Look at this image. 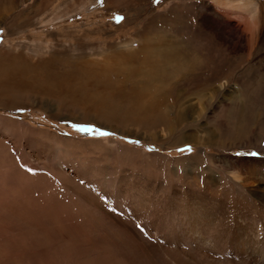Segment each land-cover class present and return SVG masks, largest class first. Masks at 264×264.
Segmentation results:
<instances>
[{"label": "rangeland", "instance_id": "374dc122", "mask_svg": "<svg viewBox=\"0 0 264 264\" xmlns=\"http://www.w3.org/2000/svg\"><path fill=\"white\" fill-rule=\"evenodd\" d=\"M0 29L1 73L30 82L0 84V264H264V0H0ZM148 37L201 61L165 84L172 130L35 88L48 65L128 80Z\"/></svg>", "mask_w": 264, "mask_h": 264}, {"label": "bare ground", "instance_id": "6f19581e", "mask_svg": "<svg viewBox=\"0 0 264 264\" xmlns=\"http://www.w3.org/2000/svg\"><path fill=\"white\" fill-rule=\"evenodd\" d=\"M9 4H12V2H10ZM11 8L12 7H8L6 5V11H9ZM207 11H209V9ZM218 15L224 16L223 13H219V12ZM149 39L150 38L148 37L147 42L143 43V45L138 50H134L133 52H130L128 54L126 53L120 54L117 61L124 64L123 65L124 67L121 68L119 67L120 65L118 66L116 64L115 66L117 71L129 70L128 80L127 78H122L119 76L118 79L115 80L114 84H107L104 79L105 78L108 79L109 74L106 75V72L104 73L106 68H101L96 62L93 63V65L95 66L92 67L89 66V68H82L83 67L82 65L80 68H77L75 71L74 69L66 70L65 72L55 71L51 74L46 73L47 68H49L51 65H48V67H46L47 65H45L46 69L44 71V74L49 77H42L39 79L38 75L40 72L36 73L33 71L34 73H36L35 76L32 75L34 74L32 70H31L32 76L30 75L28 76L31 79H33V77L35 76L33 81L34 84H36L35 85L36 89L48 88L45 94L50 92L59 94V91L64 92L66 96L72 97V99L75 98V101L72 100L73 101L72 104H74L75 102L79 103L82 106H84V108L88 111H92L97 114H111V112H114L116 108H119L121 106H127L129 104L131 107L130 110L135 116L143 117L151 120L152 119L162 120L166 123L168 129L172 130L175 127L174 124L170 122V118H169L170 105L168 102V96H167L165 84L167 83V80H169V77L176 78L179 77V75L187 74L189 69L198 70L200 68L199 65L201 61L197 58V55L192 53V50L187 47L178 48L175 45H173L172 42L163 45L159 41L153 42V41H149ZM239 42L240 43L243 42L241 37L239 38ZM130 54L131 56H128ZM186 57L190 59L191 62L185 63L184 59ZM84 65L87 66V64L85 63ZM16 67L17 66H15L14 63H12V67L10 68H15V69L10 70L8 69L9 67L5 68L8 72L12 74V76L9 78L5 77L0 71V82L1 80L7 78L6 82H2L0 84H2L5 87V90L6 88L8 89L10 86H12L14 88V92L11 94L15 97L21 98L23 97V93L27 92L25 91V88H23V84L28 85L30 82L24 81V76H23V78L19 79L21 80L22 84L16 82L15 84L13 83L14 82L13 74H17L19 76V74L23 75L25 73L24 70L20 69V67L17 69ZM152 70H154V73L157 76V78H155L154 80L155 82L154 91L149 92V90L151 89L150 87H152V84L150 82V79L152 77ZM135 71H138V75L136 76L133 75ZM25 74L27 75L29 73L26 72ZM142 74L145 75L144 77L141 78ZM56 94L54 96H52L53 95L52 94L51 96L55 98ZM143 96L145 97L144 101L142 102V106L144 109L142 108V110L135 112L133 109H136L138 107L139 101ZM179 102L180 101L177 100V105L179 104ZM44 104L50 106L47 103ZM151 120H149L146 123H150ZM202 211L205 213V215L210 214L209 210L208 211L202 210ZM198 229L199 230H196L191 235L189 234V236H187L188 235L187 233L184 232L182 233L183 237H185L181 241L182 249L186 248L185 245L183 246L182 242L185 241L187 244H191L192 241L195 240L192 239V236L195 234H200L201 242L206 240L205 234L207 232V225L203 227H199ZM238 232L240 234H243L242 228H239ZM182 258L184 259L185 256L184 257L182 256ZM173 260L174 259H172V261ZM186 261L185 263H187Z\"/></svg>", "mask_w": 264, "mask_h": 264}, {"label": "snow or ice", "instance_id": "6c2138e0", "mask_svg": "<svg viewBox=\"0 0 264 264\" xmlns=\"http://www.w3.org/2000/svg\"><path fill=\"white\" fill-rule=\"evenodd\" d=\"M0 32H2V29H0ZM74 127H77L80 131L94 133V134L99 135V136L113 135V133H109V132L99 130V129L95 128L94 126L74 125ZM253 154H255V153H253ZM29 171H32V169H29Z\"/></svg>", "mask_w": 264, "mask_h": 264}]
</instances>
